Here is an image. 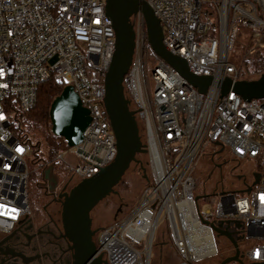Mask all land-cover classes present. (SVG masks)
Returning a JSON list of instances; mask_svg holds the SVG:
<instances>
[{
    "label": "built area",
    "instance_id": "obj_1",
    "mask_svg": "<svg viewBox=\"0 0 264 264\" xmlns=\"http://www.w3.org/2000/svg\"><path fill=\"white\" fill-rule=\"evenodd\" d=\"M139 1L146 2L158 19L164 48L181 58L192 75L209 77L211 83L204 93L190 85L151 50L142 13L131 16L134 53L123 87L129 110L140 124L149 182L128 214L100 229L96 256L106 264H148L163 222L179 264H195L217 255V234L211 224L231 231L230 222L236 234L242 233L237 244L244 239L253 244L243 252L238 245L240 263L229 264H264V99L245 101L232 90L221 94L226 79L241 80L240 66L228 60L237 40L248 37L246 57L264 50V0ZM105 2L0 0V233L4 235L31 219L26 161L34 160L33 143L17 136L13 128L16 115L35 105L41 84L52 80L72 86L91 121L77 146L42 163L37 187L56 199L63 184L58 166L69 182L77 184L115 158V137L103 107V77L115 45ZM211 146L232 161H258L262 171L251 192L237 196L222 191L217 199L204 196L211 208L202 211L200 198L194 195L193 172Z\"/></svg>",
    "mask_w": 264,
    "mask_h": 264
},
{
    "label": "water",
    "instance_id": "obj_2",
    "mask_svg": "<svg viewBox=\"0 0 264 264\" xmlns=\"http://www.w3.org/2000/svg\"><path fill=\"white\" fill-rule=\"evenodd\" d=\"M105 11L111 20L115 34L114 52L103 82L105 95L103 107L111 131L115 137L116 155L114 160L102 168L95 176L84 179L61 193L54 201L60 204V222L62 237L70 243L73 251L72 264H106L101 256H96L94 235L98 230H91V211L108 196L114 193L131 164L138 163L136 156L145 154L139 134L135 112L129 110V101L125 98L123 79L127 73L134 53V30L131 16L138 11L142 13L149 46L153 53L176 70L190 85L204 93L211 83L209 77L192 75L186 63L179 57L171 55L162 44V31L158 19L144 1L139 0H106ZM230 90L245 101L264 99V72L257 80H239L232 83L226 79L221 85V94L225 96ZM50 132L61 137L68 148L77 146L89 126L91 117L83 106L72 86H65L49 108ZM221 151V150H220ZM145 173L144 170H142ZM145 179L146 176H143ZM260 174H254V182L244 193L251 192L259 184ZM196 200L199 197L195 198ZM221 225L211 227L217 236L224 237L232 246V256L223 259L220 264L240 263L237 239L229 230H221ZM230 225V222H227ZM236 229L241 228L235 222ZM237 233V232H236ZM6 239V238H5ZM2 240L3 241H5Z\"/></svg>",
    "mask_w": 264,
    "mask_h": 264
},
{
    "label": "rangeland",
    "instance_id": "obj_3",
    "mask_svg": "<svg viewBox=\"0 0 264 264\" xmlns=\"http://www.w3.org/2000/svg\"><path fill=\"white\" fill-rule=\"evenodd\" d=\"M248 45V37L237 40L234 48L235 54H232L228 60L230 63L240 66L241 69L242 63L245 60H249L246 67L249 72H252L254 70V58L253 56L246 57ZM152 62L154 61L152 60ZM137 124H139L138 120ZM138 128H140V124ZM27 134L30 136L33 145L38 144L40 154H44L47 145L44 139L37 135L36 132L29 131ZM220 152L222 151L218 150L215 146L207 148L201 154L193 172V178L196 183L194 195L200 198L199 204L202 211L211 208L207 198L213 197L217 199L218 194L222 191L234 192L237 196H240L248 187L252 186L254 174H260L262 171L261 164L258 161H232L225 152L222 154V159L218 162L220 165L216 166L212 162V158L219 155L218 153ZM65 159H69L68 156ZM26 162L30 172L27 193L31 219H38L42 217L41 208L43 209L49 205L52 202V198L45 196L43 190L41 191V189L38 190L35 188L34 184L38 183L41 179V166L32 164L31 159H27ZM143 162L145 165L142 170L145 173L136 165L131 164L120 184L114 189V193L100 202L91 211V230H98L93 237L94 243L97 242L100 229L128 214L136 205L137 199L146 185V181L148 182L149 180V173L146 169V155L143 157ZM56 172L63 177L64 174L61 166H58ZM144 174L147 179L143 177ZM74 185L76 183L70 182V185L66 187L67 189L65 191H68ZM204 196H207V200L203 198ZM43 201L45 202L43 203ZM0 235L4 234L0 233ZM153 241L148 264H179V258L168 240L165 223H159L158 231ZM214 241L217 255L199 260L195 264H220L223 259L233 255L234 250L225 238L215 236ZM252 244V240L244 239L239 245V250L241 252L246 251Z\"/></svg>",
    "mask_w": 264,
    "mask_h": 264
},
{
    "label": "flooded vegetation",
    "instance_id": "obj_4",
    "mask_svg": "<svg viewBox=\"0 0 264 264\" xmlns=\"http://www.w3.org/2000/svg\"><path fill=\"white\" fill-rule=\"evenodd\" d=\"M218 154L212 158L216 166L220 165L218 162L224 151ZM57 207L61 209L60 204L52 199L42 209L41 218L30 219L9 234L0 235V264H72L73 251L70 243L62 237ZM229 229L235 239L242 238V233L236 234L232 224Z\"/></svg>",
    "mask_w": 264,
    "mask_h": 264
},
{
    "label": "trees",
    "instance_id": "obj_5",
    "mask_svg": "<svg viewBox=\"0 0 264 264\" xmlns=\"http://www.w3.org/2000/svg\"><path fill=\"white\" fill-rule=\"evenodd\" d=\"M252 56L254 58V70L252 72L248 71L246 64L249 60L247 61L245 60L241 65L242 67L241 74H240L241 80H246V81L257 80L261 76V74L264 72V50L258 51L254 53ZM63 88L64 87L62 85L57 84L52 80H48L44 82L39 87L35 105L27 112L18 113L16 115V119H15L16 124L13 129L17 136L19 135L23 136L27 139L28 142H32V140L30 139V136L27 133L29 131L36 132L37 135L41 136L42 139H44V141L47 144L46 147L44 146L45 147L44 154H40L37 143L36 145L31 146V153L33 154V157H34L32 164H37L41 166L42 165L41 163H46L47 161H50L56 154L67 151L69 149L65 141L61 137L53 136L52 133L50 132L51 124H50V119H49V108H50L52 101L61 94ZM139 134L141 137L142 134H141L140 128H139ZM141 140H142V137H141ZM143 157H145V154L144 155L138 154L136 156L138 163H133L141 171L145 165L143 162ZM146 169H147V166H146ZM61 179L63 181L61 189L70 185V182L68 180L69 178H67L65 175H63ZM148 182L146 181L145 187L148 185ZM34 185L36 189L40 190L37 187V183H35ZM240 195H244V193ZM44 202L45 201H43V203ZM31 209H33V207H31ZM41 211H43L42 208H41ZM238 245H239V242H238Z\"/></svg>",
    "mask_w": 264,
    "mask_h": 264
},
{
    "label": "snow or ice",
    "instance_id": "obj_6",
    "mask_svg": "<svg viewBox=\"0 0 264 264\" xmlns=\"http://www.w3.org/2000/svg\"><path fill=\"white\" fill-rule=\"evenodd\" d=\"M3 117H0V119H2ZM18 151H22L21 149H18ZM264 198V197H262ZM0 207H3V206H0ZM12 211H15V210H12Z\"/></svg>",
    "mask_w": 264,
    "mask_h": 264
}]
</instances>
